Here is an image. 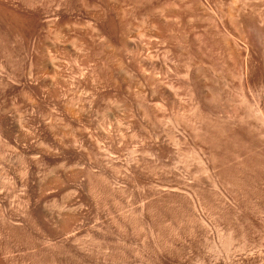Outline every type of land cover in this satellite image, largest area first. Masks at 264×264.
<instances>
[{
  "label": "rangeland",
  "instance_id": "obj_1",
  "mask_svg": "<svg viewBox=\"0 0 264 264\" xmlns=\"http://www.w3.org/2000/svg\"><path fill=\"white\" fill-rule=\"evenodd\" d=\"M249 111L264 118V0H0V264H264V145L226 119Z\"/></svg>",
  "mask_w": 264,
  "mask_h": 264
},
{
  "label": "bare ground",
  "instance_id": "obj_2",
  "mask_svg": "<svg viewBox=\"0 0 264 264\" xmlns=\"http://www.w3.org/2000/svg\"><path fill=\"white\" fill-rule=\"evenodd\" d=\"M54 17H55V14L53 12H49V15L47 16V24L45 27L46 33H47V42H46V50H45V58H46L45 59V65H46V69H47V73H48L47 74V81H46V88H47L49 95L53 94L54 87H56L55 83L57 84V82H58L57 81L58 80L57 79V73L60 72L59 70H61L59 68H62V66L59 67L60 61H58V59L54 55L60 51V50L59 51H57V50L60 49V46H61L60 42L61 41L59 39H60V36H62L61 30L59 28H58V30L54 29V25H55V24L53 25ZM58 18L59 17L57 16V19ZM59 21H60V19H59ZM232 25H233V31L234 32L232 34L227 33L225 36H220V37H222L221 39L224 40L225 45H229L234 49V51L237 54V60L239 61L240 66L244 69V75L247 76V75H249V73H252V71H248L249 70V61L251 59V56H250V53L248 51V48L246 46L241 47V44H239V42L237 40L238 39L237 38L238 37V35H237L238 34L237 24L234 25V22H233ZM66 27H69V26H66ZM213 27L215 28V31L217 32V34L221 33V31H219L217 25H214ZM248 34H250V33H248ZM221 35H222V33H221ZM57 39H58V41H57ZM58 42H59V44H58ZM161 43L164 44L165 46L167 45V42L165 40H163ZM125 45L129 49L134 48V50L136 52V47L134 46V44L131 40H128L124 44V48H125ZM239 47L243 49L242 51L244 52V54H242L241 49H239ZM140 48L144 49L141 46H140ZM229 56L231 58L235 59V56H232V55H229ZM135 57H136V60L138 61V63H140L142 66H145L146 67L145 71L149 73L148 75L141 74L140 77L143 78V81H149L150 82L152 80V82H154L155 84L160 85V82H159L160 80L158 79L156 69L150 67V65L148 63L151 60V57L146 58V57H142L141 55L137 56V54ZM85 64H86V62L82 59L80 66H84ZM148 65H149V67H148ZM59 76H61V75H58V77ZM186 76H187L186 77L187 79L189 77L190 81H194V79L192 80V78H191L192 74L189 71L186 74ZM166 91H168V90H166ZM207 91L208 90H207L206 85H204L200 81V79L198 80V82L195 83V85L192 83V88H191V90L188 91V95L190 96V98L192 100L196 101V107L194 108V111H193L194 117H196L200 121L204 120V119L207 120L208 115L206 116V113H204V112L209 111V109L211 110V106L210 105L208 106L209 101L207 99ZM254 113H256V112H254ZM254 113L249 111V114L247 117H239L234 112V114L232 116L226 117L227 123L229 125H232L235 123H240V124H244L247 127V129L250 130L249 131L250 136L247 139L249 141L248 147H253V148H254V146H257V145H264V135L262 136V134L260 132H256L255 126L252 123H250V121H248L249 118L251 117L257 121H262V123L264 124V118L260 114H254ZM231 120H233V121H231ZM201 122H204V121H201ZM207 124H208V122H207ZM212 126L214 129H217V132H219V133L220 132L222 133L225 130L230 129V128H227V126L225 125V123L223 121H217V122L213 123ZM200 134L203 137H207L209 141H213V139H214V137H211L206 131L204 133H200ZM200 134H199V136H200ZM196 138L199 139L200 137L197 136ZM173 139L170 137V141ZM171 142H174V141H171ZM199 152H200V150H198V154H197L196 152L192 151V153H194V155L197 157L198 160H199L198 156L200 155ZM209 155L212 157L213 153L212 154L209 153Z\"/></svg>",
  "mask_w": 264,
  "mask_h": 264
}]
</instances>
